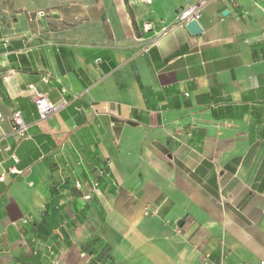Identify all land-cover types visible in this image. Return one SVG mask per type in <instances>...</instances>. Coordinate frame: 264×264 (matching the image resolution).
Here are the masks:
<instances>
[{
  "label": "crops",
  "instance_id": "obj_1",
  "mask_svg": "<svg viewBox=\"0 0 264 264\" xmlns=\"http://www.w3.org/2000/svg\"><path fill=\"white\" fill-rule=\"evenodd\" d=\"M197 1L0 0V264L264 262V0Z\"/></svg>",
  "mask_w": 264,
  "mask_h": 264
},
{
  "label": "built area",
  "instance_id": "obj_2",
  "mask_svg": "<svg viewBox=\"0 0 264 264\" xmlns=\"http://www.w3.org/2000/svg\"><path fill=\"white\" fill-rule=\"evenodd\" d=\"M147 4H152V0H143ZM208 2V0H198L197 2L193 3L192 5H189L183 9H181L177 14V21L173 25L168 26H161L157 31H155L154 25L152 23H145L144 24V31L151 32L155 31L154 35V42H158L161 38L167 36L170 32L173 31L174 28L180 26V27H186V25L192 21L197 20L199 21L201 18L202 8L203 6ZM42 16L44 13H40ZM42 81L46 84L50 83L51 81V74H46L42 76ZM30 90L33 91L32 99L36 104L37 111L39 113L40 119L42 121L48 120L55 114H57L65 105L64 102L59 104H54L50 102L45 95L39 94L35 91L34 86L29 87ZM2 117L0 113V118ZM11 120L13 123V131L21 138L26 139L27 138V130L28 126L24 120L23 114L21 111H16L12 114ZM2 151V146L0 144V152ZM12 158L14 161H18L17 156L14 154L12 155ZM13 172L18 173L17 171L13 170ZM0 180H4V176L0 177ZM77 189H81V184H76ZM84 199L89 200L91 199L90 195H86ZM98 264H108V263H98ZM261 264H264L262 262Z\"/></svg>",
  "mask_w": 264,
  "mask_h": 264
},
{
  "label": "water",
  "instance_id": "obj_3",
  "mask_svg": "<svg viewBox=\"0 0 264 264\" xmlns=\"http://www.w3.org/2000/svg\"><path fill=\"white\" fill-rule=\"evenodd\" d=\"M228 11L224 12V15H227ZM186 29L188 30L189 33H191L192 35H201L203 32V28L200 24L199 21L197 20H192L190 21L187 25H186ZM180 225L182 224V222L179 223Z\"/></svg>",
  "mask_w": 264,
  "mask_h": 264
},
{
  "label": "rangeland",
  "instance_id": "obj_4",
  "mask_svg": "<svg viewBox=\"0 0 264 264\" xmlns=\"http://www.w3.org/2000/svg\"><path fill=\"white\" fill-rule=\"evenodd\" d=\"M35 4H38L41 9H43L44 12H50L52 10L51 7H46L48 4H50V0H33ZM43 13V12H41Z\"/></svg>",
  "mask_w": 264,
  "mask_h": 264
}]
</instances>
